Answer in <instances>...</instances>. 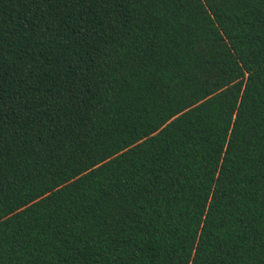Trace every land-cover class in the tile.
I'll use <instances>...</instances> for the list:
<instances>
[{"label": "trees", "instance_id": "obj_1", "mask_svg": "<svg viewBox=\"0 0 264 264\" xmlns=\"http://www.w3.org/2000/svg\"><path fill=\"white\" fill-rule=\"evenodd\" d=\"M0 264H264V0H0Z\"/></svg>", "mask_w": 264, "mask_h": 264}]
</instances>
